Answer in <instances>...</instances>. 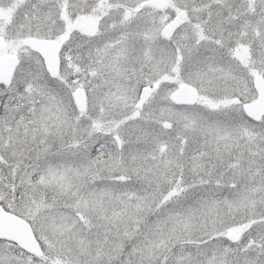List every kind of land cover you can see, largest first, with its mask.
I'll return each mask as SVG.
<instances>
[{"label":"snow or ice","instance_id":"snow-or-ice-1","mask_svg":"<svg viewBox=\"0 0 264 264\" xmlns=\"http://www.w3.org/2000/svg\"><path fill=\"white\" fill-rule=\"evenodd\" d=\"M0 264H264V0H0Z\"/></svg>","mask_w":264,"mask_h":264}]
</instances>
